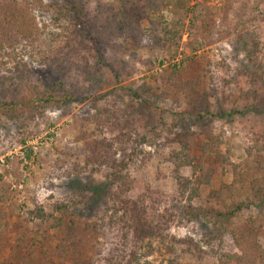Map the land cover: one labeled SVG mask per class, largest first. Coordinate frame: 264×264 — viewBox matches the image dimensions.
I'll use <instances>...</instances> for the list:
<instances>
[{"label":"rangeland","instance_id":"374dc122","mask_svg":"<svg viewBox=\"0 0 264 264\" xmlns=\"http://www.w3.org/2000/svg\"><path fill=\"white\" fill-rule=\"evenodd\" d=\"M56 1L60 3H45ZM112 1L81 0L92 15L99 2ZM189 1L191 6L196 2L209 6L216 19L212 33L200 40L201 48L193 55L202 65L200 89L208 91L214 112L237 111L233 119L213 118L199 129L213 134L224 132L222 151H230L231 163L240 167L238 175L244 181L237 184L235 200L249 206L221 231L215 220L199 212L207 206L206 198L190 203L178 192L164 161L169 149L146 143L153 126L165 136L169 129L173 131L171 112L187 107L184 102L178 107L172 96H151L145 89L155 88V78L163 70L192 54L186 47L187 34L175 53L142 48L133 36L120 39L121 49L106 47L102 70L106 84L102 90H92L79 71L87 65L95 67L97 53L79 44L80 40L72 43L68 22L63 18L56 20L52 13L37 11L34 15L43 44L58 52L57 58L51 60L53 66L40 63L38 54L31 57L23 53L22 62L0 68V264H72L74 247L66 251L60 247L64 231L30 220L27 215L38 207L51 213L54 205L70 201L79 205L83 221L99 226V242L88 253L94 264H109L116 248L123 252L135 249L140 237L154 240V245L161 239H167L166 244H172L173 239L193 241V246H176L177 253H184L182 264H251L253 238L244 237L250 228L248 220L257 218L258 223H264V202L258 203L250 192L253 182L264 187V174L255 170V158L247 153L251 151L254 157L261 155L264 159V0ZM138 5L142 8L143 30L160 28V16L167 21L171 18L164 8L156 12L149 0H141ZM64 55L68 72L63 69ZM60 73L69 92H75L72 85L84 89L82 103L56 107L41 102L53 85L64 94L59 90ZM136 93L153 104L146 109L147 104ZM99 95L104 98H97ZM154 106L165 109L163 120ZM128 110L134 111L138 134L116 125ZM103 139L112 147L108 154H115L118 162L129 163L123 171L122 187L112 186L109 169L92 171L81 167L88 145ZM29 147L33 155L26 160L24 152ZM77 156L79 165H75ZM18 159L22 160L20 166ZM183 174L190 175V169ZM233 181L230 171L225 177H215L210 188H202L203 197ZM240 187L245 189L240 192ZM118 197L140 207L154 236L136 232L131 223H125L134 205L124 210ZM257 244L264 249V228L257 236ZM160 249L148 260L167 264L162 261L171 255L164 247ZM248 257L250 262L241 260Z\"/></svg>","mask_w":264,"mask_h":264},{"label":"trees","instance_id":"16d2710c","mask_svg":"<svg viewBox=\"0 0 264 264\" xmlns=\"http://www.w3.org/2000/svg\"><path fill=\"white\" fill-rule=\"evenodd\" d=\"M59 1L60 3L57 4V1L56 3H45V0H0V68L7 67L12 62L16 64L19 61L22 62L23 53H28L31 57V54H38L40 63L53 66L54 61L51 60L57 58L58 52L56 53L53 46L43 44L42 31L38 27L34 15L37 11L52 13L56 15L54 17L56 20L63 18L68 22L67 31L72 34L70 37L72 43L80 40L79 44H85L91 47V51L97 53L98 60L95 67L87 65L79 71L84 75L83 81L90 83L92 90H102L106 84L102 73L106 47L113 50L121 49L120 39L133 36L139 40L142 48L175 53L181 47L184 35L187 34L189 40L186 47L192 54L184 55V60L179 64L163 70L159 77L155 78L157 83L155 88H145L151 96L153 94L156 97L172 96L173 103L178 107H182L183 102L187 107L183 111L171 112L174 121L173 131H171L172 128L169 129V133L165 136L161 131H157L156 126H153L152 136L146 143H150L151 146L157 145L158 148L169 149L164 161L169 166V175L175 182L178 192L184 196L182 198L190 203L198 198H206L207 206L202 207L199 212L205 217L215 220V225L224 231L225 226L230 224L229 220L241 213L249 204L235 200L237 184L242 181L238 175L240 167L231 163L229 150L222 151L224 132L213 134L211 131L204 132L199 129L206 126L213 118L221 119L222 116H226L233 119L237 113L234 110L229 113L214 112L210 105L208 91L200 89L201 78H203L202 65L193 55L201 48L203 42L200 40L212 33L216 22L215 13L203 3L196 2L191 6L189 0H149L156 12H160L164 8L170 12L171 18L167 21L160 16V28L151 27L148 30H143L140 27L142 8L138 5L141 0H113L111 4L99 2L93 15L88 12L81 0ZM62 60L63 64H66L63 65L65 66L63 69L65 68L66 70H64L68 72L66 55L62 56ZM163 65L164 62L160 63V66ZM58 77L60 80L59 90L62 89L64 94L61 95L60 91H57V86L53 85L49 89L52 91L47 90L48 92L44 93L45 98L41 102L49 106L64 107L82 103L85 100L84 89L72 85L75 92H69L67 83L62 81L63 74L60 73ZM136 96L142 99L143 104H147L146 109L153 104L138 93ZM101 97L104 98V95H99L97 98ZM132 107L129 108L132 109ZM156 108L163 120L166 117L165 109L154 106V109ZM128 111L125 116L118 118L116 125L128 128L138 134L134 124L136 120L134 111ZM140 112L143 115V111ZM194 125L197 126V129L193 128ZM107 142V139L92 141L83 153L84 165L81 167L83 170L92 171L109 169L108 176H110L112 186L122 187L125 184L123 171L126 170L129 163L118 162L114 157L115 154H108L112 147ZM247 153L253 159L255 158V170L264 174L263 157L261 155L254 157L251 151H247ZM32 155L33 151L29 147L24 152L23 158L30 160ZM79 158L78 156L75 158V165H79ZM21 163L22 160L18 159L17 166H20ZM189 169L191 174L184 175L183 173ZM229 171L234 174L233 183H224L219 189L211 190L206 197H203L202 188H210L215 177H225ZM2 179L3 177L0 176V182ZM251 184V194L256 197L258 203L264 202V187L257 186L254 182ZM244 189V187H240L239 191L242 192ZM1 192L0 184V198L2 197ZM81 202L83 199L79 201V204ZM121 203H123L124 210L131 204L134 205L130 207L129 221H125V223H131L136 232L141 231L145 232V235L154 236L152 232L154 229L149 224L146 225L147 221L143 212L141 213L139 210L140 207L133 201L121 200ZM78 208L77 203L70 201L54 205L51 213L46 212L43 207H38L35 211L28 212L27 215L30 220H39L44 226L64 231L63 243L60 247L64 251L70 249L71 245L74 247L72 264H94L89 259L88 253L92 252V248L96 247V243L99 242V226L83 221V215L79 213ZM258 222L257 218H250L248 220L250 228L245 231L244 235L245 240L253 238L252 245H250V255L253 257L251 264H264V249L257 244V236L263 230L264 223ZM143 226L146 227L142 228ZM153 241L151 239L146 241V238L142 240L140 237V243L129 252H123L116 248L113 251L114 255L109 259V264H155L154 261L148 260V257L153 255L156 250L161 252V247H164L166 253L171 255L162 262L182 264L181 259L184 253H177V244L194 245L190 240L173 239L172 244H166L167 239H161L157 245H154ZM56 247L59 248V246ZM241 260L250 262L249 257Z\"/></svg>","mask_w":264,"mask_h":264}]
</instances>
